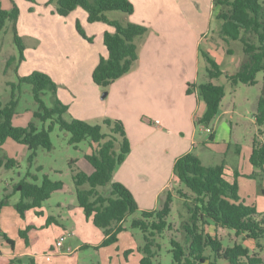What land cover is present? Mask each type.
<instances>
[{"label": "rangeland", "instance_id": "obj_1", "mask_svg": "<svg viewBox=\"0 0 264 264\" xmlns=\"http://www.w3.org/2000/svg\"><path fill=\"white\" fill-rule=\"evenodd\" d=\"M0 1L6 10H12L15 6L20 10L16 30L14 24L8 22L0 34V101L3 105L11 101L14 88L19 85L20 78L30 76L35 71H40L48 74L53 79L58 92L62 93L61 96L58 94L59 100L67 102L73 108L71 110L81 109L82 107L85 109L91 108L99 104L102 110L109 115L108 118H125L131 124V128L133 122L131 120L133 119L144 123H150L153 120L150 117L153 110L152 107L148 106L147 100L140 99L136 103L130 102L128 101L127 92L130 88L129 79L136 70H138L137 76H139L136 77L134 82H138L141 87H146L148 78L146 72L157 71L158 67L161 66L160 63H155V60L149 68L140 71L139 67H133L132 72L128 74L125 80H123L124 78L118 80L106 90L94 86L99 90V101L90 93V85H94L92 74L101 57H108L104 45V32L108 29L114 33L115 28L113 26L102 22L89 23L87 13L81 8H78L67 17H61L57 14L58 0ZM132 3L135 7L132 15L113 11L106 14L107 18L122 25L131 23L145 26L148 33L144 38L137 40L139 47L147 37L158 43H164V40L179 39L182 41L183 39L186 44H191L190 48L193 47L196 52L200 53V81L204 83L207 80L208 63L202 52L208 50L209 43H212L213 40L216 42L221 37L219 34L221 23L217 19L219 8L216 5V0H132ZM261 4L264 6V0H261ZM78 24L85 33L86 38L79 33ZM15 31L25 46L24 60L22 61L15 43ZM199 41H201L200 44H198ZM225 47L231 48L235 57L226 56L225 62L222 63V69L235 73L238 70V62L240 60L243 62L245 59L244 46L240 41H228ZM162 48L169 50V53H165V56L168 58L167 62H170L171 69H174L172 64H175V54L173 57L172 53L178 47L165 45L164 47L161 46ZM185 48L188 47L184 45ZM182 56L180 54L176 59L181 60ZM12 57H15L16 61L9 65ZM186 63L188 67L191 65L188 57ZM181 72L180 69L178 75L174 74V78L180 77ZM174 78L171 77L170 86H172ZM257 80L258 84L255 86L239 84L235 88L231 86L226 78L216 80L218 84L224 85L226 88L223 104L231 110V113L226 115L225 118L229 125L231 123L236 127L241 148L244 150L250 147L251 139L258 134L253 111L258 104L259 96L262 95L264 90V73H259ZM72 86L78 91L76 98L68 93V89ZM15 93L19 99L15 124L26 126L30 122H36L42 128V123L34 118V114L38 110V104L34 100L32 86L23 84L21 91L16 89ZM105 93H108V95L103 99ZM168 98H172L171 91ZM45 101L48 106H53V95L48 93ZM63 104L65 105V103ZM133 111H136L135 115L130 114ZM69 117L65 116L70 121ZM101 122L93 119L88 121L93 126L101 124ZM48 125L46 126L48 127ZM195 126L197 141L201 144L198 148L193 149V153L201 158L203 164L209 167L224 163L225 165L228 164V167L229 165L235 167L239 157L236 152L238 147L234 144L231 147L227 145L222 148L217 147L211 144L210 134L206 132L205 126L198 124ZM189 130L185 129L186 136L182 135L183 137L180 136L177 139L166 138L164 140L175 145L185 143V140L191 136ZM50 135L53 144L52 150L40 148L33 163L29 162L28 150L23 153L19 150L20 145L16 142L9 140L5 145L0 146V158H13L16 161V165L12 168L0 167V200L8 195L16 184L25 179L33 182L37 178L36 183L40 185L44 176H47L51 180L63 181L66 184L65 190L53 193L50 199L44 202L42 216L36 215L35 212H29L27 220H22L14 207L15 202L20 200V194L16 193L10 196L13 204L10 208L5 209L2 218L10 225L14 226V223H17L12 236L16 244L18 258L23 260L32 258L36 261V264H138L139 255L143 256L140 249L145 246V237L141 230L132 228V222L140 218L141 214L139 212L129 216L125 221L124 227L126 230L121 234L117 246L102 247L104 241L103 230L97 228L92 220H87L84 212L79 207L76 186L72 179L69 164L71 160L77 159V164L81 170L84 171L88 167L90 173L84 172L91 175L93 167L85 156L92 152V141L86 139L76 147L70 144L72 135L60 129L57 124ZM258 137L260 139L259 135ZM205 147H209V149ZM241 166V171H235L240 174L237 181L241 202L247 206L255 207L260 214H264V175L256 169H254L258 173L256 178H250L245 175L246 173L242 175L245 167L243 164ZM177 183L171 182L172 186L179 187L180 184ZM181 188L186 189L183 185H181ZM100 191L101 193H107L110 191V186L100 188ZM188 218L189 213L184 200L174 198L172 213L168 219L169 225L173 228L172 231H165L157 239L160 244V252L154 260V264H173L171 239L175 238L180 243H184L186 234L183 224ZM49 219H55L57 222L48 224ZM29 224L36 226L37 231L32 233V237L37 241L34 245L28 247L21 239L20 231L25 230ZM66 230L73 231L75 236L67 238L65 236ZM218 235L225 246H233L236 242H242V239L236 238L233 231L220 230ZM58 241L63 242L64 246L62 248H59ZM130 242L135 243L133 251ZM262 245L264 246V241H262ZM4 247H7L6 244H4ZM71 248L74 249L73 252H71ZM255 248L257 253H254V255L264 257V251L261 248ZM206 255H212L210 249L206 250ZM217 262L218 264H224L222 260H217Z\"/></svg>", "mask_w": 264, "mask_h": 264}, {"label": "trees", "instance_id": "obj_2", "mask_svg": "<svg viewBox=\"0 0 264 264\" xmlns=\"http://www.w3.org/2000/svg\"><path fill=\"white\" fill-rule=\"evenodd\" d=\"M216 5L219 8L217 19L221 23L220 36L227 42L240 41L244 46L245 59L237 72L227 74L208 52H202L208 63L207 76L210 81L189 84L187 94H196L205 102L206 111L196 120V124L205 127H209L220 114L226 96L225 86L216 85L212 80L226 76L233 88L239 84L255 86L258 84V74L264 73V6L261 0H216ZM78 8L87 13L89 23L102 22L115 28L114 33L104 34L108 57H101L92 74L93 82L106 90L132 71L139 60L137 40L143 38L148 29L138 24L122 25L107 18L106 14L113 11L132 15L135 7L131 0H58L57 14L67 17ZM19 18L20 10L16 6L12 10H6L0 1V34L8 22L13 23L16 30ZM77 29L86 38L79 24ZM15 43L22 61L25 46L16 31ZM15 61L16 58L12 57L9 65ZM23 84H29L33 88L34 100L38 104L34 118L42 123V128L36 122H30L26 126L14 124L19 104L15 90L21 91ZM48 93L53 95L51 107L45 101ZM57 95L56 83L44 72L35 71L30 76L20 78L11 101L6 105L0 101V146L8 140L26 146L29 162L33 163L40 148L52 150L50 134L56 124L72 135L70 144L76 147L84 140L90 139L93 144L92 152L85 158L94 168V172L91 175L86 174L78 166L77 159L71 160L69 165L80 208L87 220H92L97 228L103 230L105 238L102 247L117 244L119 235L126 230L125 221L129 216L139 212L141 216L133 220L132 228L141 230L145 237V246L140 249L143 254L140 264H154L160 252L157 239L165 231H172L173 228L169 225L168 219L176 197L184 200L189 218L183 224L186 234L184 243L175 238L171 239L173 264H203L207 260L212 264H217V260L227 264H264V259L254 255L244 244L225 246L218 236L210 235L206 229L214 225L217 228L234 231L237 237L243 236L245 241H254L257 247L264 251L262 245L264 214H260L255 207L241 202L238 172L232 174L224 163L207 167L194 153L183 155L175 162L173 168L174 178L180 186L172 187L160 210L141 211L132 192L125 185L113 182L116 170L131 152V143L123 122L105 118L101 124L93 126L78 119L66 120L68 107ZM254 117L259 131L253 141L250 163L264 175V143L260 142L258 137V135L264 137V90L258 100ZM213 140L214 134L210 137V141ZM15 165L16 161L11 158H0V167L12 168ZM257 175L255 172L249 177L256 178ZM34 180L37 181V178ZM36 181L30 182L25 179L14 186V194H20V200L15 204V208L23 219L29 211L42 208L53 193L66 188L63 181H54L47 176H44L40 185ZM181 185L186 189L181 188ZM109 186V192L101 193L100 188ZM9 204L10 196L6 195L0 200V213ZM40 214L42 213H38ZM52 222L54 219L48 220V224ZM35 230L34 225H29L20 232L27 245L30 244V233ZM0 235L14 246V241L1 229ZM207 249L211 250L212 255H206ZM12 263L36 264V261L32 258L15 259Z\"/></svg>", "mask_w": 264, "mask_h": 264}, {"label": "crops", "instance_id": "obj_3", "mask_svg": "<svg viewBox=\"0 0 264 264\" xmlns=\"http://www.w3.org/2000/svg\"><path fill=\"white\" fill-rule=\"evenodd\" d=\"M106 32L112 33L113 31L107 29L105 30L104 34ZM164 41H163L164 43L153 42L152 39H150V37H147V39L142 41L140 47L137 44L139 48V60L137 61L134 67L136 66L139 67V71L142 69L149 68L154 60L155 63H160L161 66L158 67L157 71L146 72L148 76L146 81L147 83L146 87H141L138 82L136 81L134 82L136 77L139 76V75L137 76L138 70L132 73L134 75H132V77H130L129 79L130 88L127 92L128 101L130 102L136 103V101L140 99L147 100V103L149 104L148 106L150 108L152 107L153 110L152 111L153 113L150 116L153 120H151L150 123H144V122H137L136 120L133 119L131 120L133 121L131 128V124L127 122V119L120 118L126 128L131 143V152L128 155L125 162L116 170L114 174L113 182L115 183L117 182L125 185L132 192L141 211L160 210L163 207L168 197V194L171 191V188L173 187L171 182L172 181L176 182V179L174 178V174H173V168L175 162L183 155H186L188 153H193V149L198 148V146L201 144V142L197 141V133H196L197 129L195 128L196 127L195 125H196V120L199 117H201L206 111L205 102L201 103L202 100H200L196 94H191V95L187 94V89L189 84L202 83L200 81V63H201L200 53L198 51L196 52L193 47L190 48V46L192 45L186 44V41H184L183 39L182 41L179 39L164 40ZM200 42L201 41H199L198 44H200ZM225 44L227 45V41H225L222 37H220L219 40H217L216 42L215 40H213L212 43H209L208 50H206V52H208L221 66V69H222V63L225 62L226 56L230 55V57L232 58L235 57L233 50L231 48H226ZM165 45L178 47V49L176 51H173L172 53L173 57L175 54V64L174 63L172 64L174 65L173 66L174 69H171V66L169 64L170 62H167L168 58L165 56V53H169V50H166L164 48L161 49V46L164 47ZM184 45L187 46L188 48L184 49ZM187 53L189 54L187 55ZM180 54L183 55L182 59L177 60L176 57H178ZM159 57H160V61H159ZM187 57L191 63L189 67L186 63ZM193 61H194V65H193ZM241 62L242 60L238 62L237 69H239ZM180 69L182 70L180 74L181 76L175 79L174 74L176 73V75H178V71ZM222 70L227 74H234L230 72V70L229 71H226L224 69ZM127 76L128 75L124 76L123 80H125ZM171 77L174 78V80L172 81V86H170ZM221 78H226V76H223ZM216 80H212V82L216 85H221L218 84ZM208 81L210 80L208 79L207 76V80L205 82ZM93 84L94 85H90L91 88L90 93L93 94V97H95L99 101V97H100L99 90L96 87H94L97 86L94 82ZM170 91L172 92L171 99L168 98V94L170 93ZM68 93L71 94L74 98H76L78 95V91L75 88H73V86L68 89ZM58 94L59 96L62 95L60 91L58 92ZM64 98L67 99L66 96H64ZM63 103H65V105L69 107L67 113L65 114L66 117L70 116L69 119H78L88 122L92 119L102 121L103 119L109 117V115L102 110L99 104L91 108L85 109L82 107L81 109L71 110L73 108L69 106L67 102H63ZM255 108L253 113H255L256 110ZM227 109L228 108H226L222 102L220 114L210 125L214 130V140L210 142L211 144H214L220 148H222L225 145L229 147H231L232 144L236 145L238 147L236 152L237 154H239L238 160L235 163V167L230 165L228 167V164H226L227 168L233 174L237 170L241 171V167H242L241 164H243L245 168L244 171L242 172V175L246 173L245 175L250 176L252 175V173L255 172L253 166L250 163V156L252 154L254 138L251 139V145L249 148H246V150L241 148L240 139L238 138L236 127H234L231 123L229 125L227 119L225 118L226 115L231 113V110L230 109L227 110ZM130 114L135 115L136 111L130 112ZM14 124H15V118H14ZM185 129H190L189 131L191 132L190 138L185 140V143L175 145L174 143H167L165 141L166 138L177 139L182 135L186 136ZM258 131L259 128L257 127V133ZM259 140L260 142L264 143L263 136H260ZM18 148L23 153H25L26 150H28L27 147L23 145H20V147ZM205 148L209 149V147H205ZM13 160L15 161V159ZM84 171L88 174L90 173L89 172L90 169L88 167H86ZM92 171L94 172V168H92ZM13 189L14 188H12L8 196L14 195ZM175 199L177 198L175 197ZM17 202L18 201H16L15 204ZM12 204L13 203L11 202V198H10L9 206L5 207L0 213V229L4 234L7 235L9 239L14 240L12 236V232L14 231V227L17 225V223L15 222L14 223L15 225L13 226L12 224L10 225L6 223V221L2 218L5 209L10 208ZM29 212H35V214L38 215V213H42V208L31 210ZM29 212L27 213L25 219L21 217L20 218L22 220H27ZM42 215L43 214H40L38 216H42ZM56 222L57 221L54 219V223ZM29 225H34V224H29ZM206 229L208 233H210V235L218 236L219 238L220 236L218 234L220 230L232 232L231 230L217 228L214 225L208 226ZM35 231H37V229ZM33 232H31L29 235V241H30L29 245H27L25 241L21 238L24 241L25 245L28 247L34 245L37 241V239L32 237ZM121 234L119 235L118 243L113 246H117L119 244ZM65 236L67 238H73L75 234L73 231L66 230ZM236 238L242 239L241 243L244 244L246 247H248L251 250V252H253V254L257 253L255 248L257 247V245L254 241L252 240L245 241L243 240V236L240 237L236 236ZM4 244H6L7 247H4ZM63 246L64 244L63 242H61V246L59 248H62ZM130 247L131 250L133 251V249L135 248V243L130 242ZM70 250L71 252H73L74 249L71 248ZM18 257L19 256L17 255L15 242H14V246H12L6 241V239L2 235H0V264H13L12 261L15 259H19ZM142 257L143 256L139 255L137 259L138 264H140ZM258 257L264 258L262 255ZM203 264H212V263L211 261L207 260ZM224 264L227 263L224 262Z\"/></svg>", "mask_w": 264, "mask_h": 264}, {"label": "built area", "instance_id": "obj_4", "mask_svg": "<svg viewBox=\"0 0 264 264\" xmlns=\"http://www.w3.org/2000/svg\"><path fill=\"white\" fill-rule=\"evenodd\" d=\"M206 132L210 135H213L214 134V130L212 129L211 126L209 127H206ZM58 246L60 247L61 246V242H58Z\"/></svg>", "mask_w": 264, "mask_h": 264}, {"label": "water", "instance_id": "obj_5", "mask_svg": "<svg viewBox=\"0 0 264 264\" xmlns=\"http://www.w3.org/2000/svg\"><path fill=\"white\" fill-rule=\"evenodd\" d=\"M107 95H108V93H105V94L103 95V99H105V98L107 97Z\"/></svg>", "mask_w": 264, "mask_h": 264}]
</instances>
